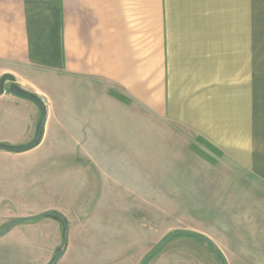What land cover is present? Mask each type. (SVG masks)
I'll list each match as a JSON object with an SVG mask.
<instances>
[{"label": "crops", "instance_id": "1", "mask_svg": "<svg viewBox=\"0 0 264 264\" xmlns=\"http://www.w3.org/2000/svg\"><path fill=\"white\" fill-rule=\"evenodd\" d=\"M8 74L48 109L42 142L31 151L47 143L55 125L60 155L74 151L81 127L89 128L90 146L80 147L87 156L110 154L93 145L117 137L109 128L132 125L141 138L154 127L161 140L166 117L217 145L225 163L264 181V0H0V79ZM112 92L134 105L109 99ZM7 101L0 122L15 134L0 135V143L31 142L40 109L0 96V104ZM148 106L153 121L116 117L136 109L146 115ZM39 220L0 238V254L9 250L15 264L52 262L60 224ZM43 225L52 229L47 247L31 238ZM70 251L66 245L57 264H69Z\"/></svg>", "mask_w": 264, "mask_h": 264}, {"label": "rangeland", "instance_id": "2", "mask_svg": "<svg viewBox=\"0 0 264 264\" xmlns=\"http://www.w3.org/2000/svg\"><path fill=\"white\" fill-rule=\"evenodd\" d=\"M112 98L134 105L132 97L117 92L109 95ZM7 103L0 104V113L10 107ZM122 113L132 123L145 116L154 119L149 106L146 115L136 109L130 116L117 111L116 117L120 119ZM50 117L55 118L56 112L50 111ZM40 120L41 110L36 132ZM163 120L161 140L154 127L146 126V137L141 134V138L132 125L121 128L124 132L117 126L109 128V134L114 130L117 137L93 143L108 150L106 155L90 157L83 152L84 146H90L84 142L89 130L84 127L77 129L74 151L60 155L55 125L51 138L35 151L16 154L14 159L0 152V233L13 222L49 208L45 213H58L68 224L67 248L70 245L73 255L69 264H145L162 240L177 231L209 239L226 264H264V181L225 163L217 145L192 129ZM13 129L0 122L2 137L13 138ZM56 220L61 239L53 259L64 237V225ZM51 231L43 225L31 238L47 247ZM0 264H15L9 250L1 252ZM152 264L220 262L207 244L179 237Z\"/></svg>", "mask_w": 264, "mask_h": 264}, {"label": "water", "instance_id": "3", "mask_svg": "<svg viewBox=\"0 0 264 264\" xmlns=\"http://www.w3.org/2000/svg\"><path fill=\"white\" fill-rule=\"evenodd\" d=\"M7 83H10L9 88H7ZM4 94H11V95H14L18 98L30 101L33 104H35L41 110V120L39 122L35 138L30 144H28L26 146H20V147L10 146V145H6V144H0V152L3 151V152H7V153L20 154V153H25V152H28V151L35 149L40 144L42 137H43V134H44V130H45V124H46V120H47V109H46L45 103L38 96L24 90L19 85H17L15 78L9 74L4 75L0 79V96H3ZM42 218L58 219V220H61V222L64 225L63 244H62L61 248L59 249L56 257L50 263V264H57L59 262V260L62 258V256L64 255V247L67 245V241H68V224H67L65 218L58 213H55V212L44 213V214H41L38 216H33V217H28V218H23V219L17 220L15 222H13L10 226H8L2 233H0V238H2L6 234H8L11 230H13L14 228H16L20 225L30 223L32 221H36V220H39ZM179 237H187V238L195 239L199 242L207 244L210 247L213 246V243L209 239H207L203 236L193 234V233H189L186 231H177V232L169 234L166 238H164L162 240V242L149 254L147 259L145 260V264H150L152 259L156 255H158L160 252H162L163 249L168 244H170L174 239L179 238ZM218 260H219L220 264H226V262L224 261V258L221 254H218Z\"/></svg>", "mask_w": 264, "mask_h": 264}, {"label": "trees", "instance_id": "4", "mask_svg": "<svg viewBox=\"0 0 264 264\" xmlns=\"http://www.w3.org/2000/svg\"><path fill=\"white\" fill-rule=\"evenodd\" d=\"M65 247H64V249H65ZM209 248H210L211 252L218 257V254H220L219 250L214 245L212 247L209 246Z\"/></svg>", "mask_w": 264, "mask_h": 264}]
</instances>
